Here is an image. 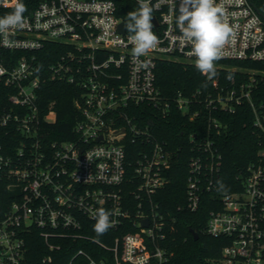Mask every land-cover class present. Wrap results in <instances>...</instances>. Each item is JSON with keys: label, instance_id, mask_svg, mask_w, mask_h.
<instances>
[{"label": "built area", "instance_id": "2783aa9c", "mask_svg": "<svg viewBox=\"0 0 264 264\" xmlns=\"http://www.w3.org/2000/svg\"><path fill=\"white\" fill-rule=\"evenodd\" d=\"M16 2L0 0V9ZM215 2L234 32L222 58L264 60V16L255 4ZM151 3L157 19L152 21L153 31L160 42L147 57H140L151 61L148 69L131 55L130 33L121 30L125 19L115 0H42L23 14L22 28L0 32L1 48L21 52L7 64L0 51V85L13 89L9 106L0 111V264L169 261L171 251L163 242L173 225L154 197L170 180L168 168L175 153L140 114L150 108L164 115L175 108L195 118L200 111L191 110L192 104H203L202 121L208 130L196 142L197 135L191 136L189 210H198L203 194L217 189L223 157L211 131H220L223 123L212 108L219 103L231 111L228 103L244 98L254 107L250 84H242L239 93L228 91L226 98L209 93L198 99L181 92L165 96L156 83L158 60L195 57L176 26L179 0ZM49 42L59 43L64 51L48 66L38 65L37 51ZM45 75L76 84L81 91L75 98L81 118L72 138L51 140L42 132V119L55 121V111L49 106L45 112L41 102L39 88ZM213 84L217 86V80ZM254 110V124L264 131ZM261 144L239 186L220 194L207 219V233L227 239L217 264H264V141ZM100 208L111 213L113 226L97 237L93 217ZM36 235L43 240L45 253L32 262L28 240ZM63 249L72 252L69 258L59 253Z\"/></svg>", "mask_w": 264, "mask_h": 264}, {"label": "trees", "instance_id": "16d2710c", "mask_svg": "<svg viewBox=\"0 0 264 264\" xmlns=\"http://www.w3.org/2000/svg\"><path fill=\"white\" fill-rule=\"evenodd\" d=\"M40 1L42 0H21L26 5V12L33 9ZM115 1L118 5V13L125 20L127 13L138 7L132 0ZM251 1L264 16V0ZM13 10L14 6L0 9V17L8 15ZM0 51L7 64L10 58L15 61L21 55L19 51H10L1 47ZM63 51L64 48L59 43H47L37 51L38 65L48 66ZM44 77L41 78L39 88L41 102L45 106V112L49 106L55 111V121L42 119V132L47 139L51 140L72 138L75 136V125L81 118L75 105V98L81 91L76 84L49 78L47 75ZM214 80H217V86L213 84ZM156 83L169 98L181 92L187 97H193L196 94L198 99L205 98L209 93L214 98L220 96L219 94L226 98L228 91L234 89L239 93L242 84L246 86L250 84L251 100L264 124V60L221 58L216 62V76L208 79L195 68V61L161 58L156 67ZM11 90H13L11 87L0 85V111L9 106L8 95ZM228 104H232L233 110L227 111L219 103L216 104V108H212L213 116L223 123L220 131L213 128L211 133L223 157L221 174L216 181H222L224 187L220 188L218 185L213 192H205L204 199L196 211L189 210L187 207L186 185L190 147L193 143L191 136L197 135L194 141L196 142L208 130L205 122L202 121L203 114L206 113L203 104L201 102L192 104L191 110L197 108L200 111L195 118L191 117L189 112L175 108L165 115L154 108L140 112L144 114L145 121L151 124L152 133L175 153L168 168L170 180L154 197L168 214L169 221L173 225V227L170 225L168 229V241L163 242L171 251L170 259L165 264H217L221 249L227 243L225 237H213L207 233V219L211 209L217 207L220 194L236 187V184L239 186V178L245 173L246 167L257 160V152L261 149V142L264 141V131L254 124L257 113L251 101L244 98L240 103L232 100ZM0 142H2L1 138ZM1 197H7V193L1 192ZM190 228L199 232L198 238H195ZM28 244L32 262L45 253L42 247L43 240L39 238V235L30 238ZM80 245L86 246L83 243ZM86 247L91 249L90 245ZM59 253L66 259L72 254L66 249ZM111 264H115L114 260Z\"/></svg>", "mask_w": 264, "mask_h": 264}, {"label": "clouds", "instance_id": "9594fccd", "mask_svg": "<svg viewBox=\"0 0 264 264\" xmlns=\"http://www.w3.org/2000/svg\"><path fill=\"white\" fill-rule=\"evenodd\" d=\"M136 10L127 13L124 21L125 30L130 33L129 42L132 45L131 55L139 62V66L148 69L150 60L140 61V57L157 48L159 37L153 31V12L155 6L151 0H137ZM26 5L17 0L14 10L4 17H0V32L9 28L24 26V12ZM179 15L176 26L181 33V39L191 45V56L195 57V68L208 79L216 76V62L224 56V46L234 36L233 29L228 25L222 6L215 0H179ZM231 78L230 76L228 77ZM223 188V182H217ZM111 213L103 208L96 211L93 226L97 237L105 234L113 225Z\"/></svg>", "mask_w": 264, "mask_h": 264}, {"label": "water", "instance_id": "95a60500", "mask_svg": "<svg viewBox=\"0 0 264 264\" xmlns=\"http://www.w3.org/2000/svg\"><path fill=\"white\" fill-rule=\"evenodd\" d=\"M260 13L262 14L261 10H260ZM263 15V14H262ZM155 22H157V19L156 17L153 18ZM122 24H120V27H121V30L124 31L125 28H124V21L121 22ZM146 225H147V220H144L143 221ZM191 232L193 233V235L195 236V238H198L199 237V232H197L195 229L193 228H190Z\"/></svg>", "mask_w": 264, "mask_h": 264}]
</instances>
